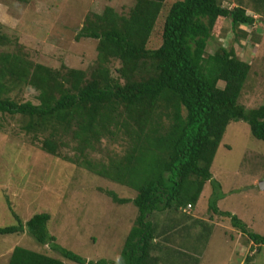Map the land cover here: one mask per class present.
<instances>
[{
    "label": "trees",
    "instance_id": "16d2710c",
    "mask_svg": "<svg viewBox=\"0 0 264 264\" xmlns=\"http://www.w3.org/2000/svg\"><path fill=\"white\" fill-rule=\"evenodd\" d=\"M167 1L135 0L126 14L106 7L87 16L75 35L76 41L96 42L95 59L86 68L62 64L54 69L21 49L0 52V115L24 119L22 129L45 154L136 191L138 214L111 264H199L203 249H196V241L207 242L214 227L184 213L211 181L210 168L227 126L243 121L264 143V104L247 109L239 103L251 64L236 50L256 36L247 27L263 26L264 0H234L232 8H225L222 0H176L168 7ZM224 19L234 42L209 54L208 41L220 32ZM8 43L0 35V47ZM22 86L37 93L36 104L10 98ZM103 140L122 154L109 149L105 163H95L89 155ZM62 149L73 151L74 159L63 156ZM217 200L209 203L211 213L230 219L253 245L264 246V236L219 211ZM12 214L17 224L0 228V235L27 233L64 259L92 264L54 244L48 214H35L24 223ZM164 214L159 224L156 218ZM252 260L247 255L243 264ZM7 264L63 263L16 246Z\"/></svg>",
    "mask_w": 264,
    "mask_h": 264
},
{
    "label": "rangeland",
    "instance_id": "374dc122",
    "mask_svg": "<svg viewBox=\"0 0 264 264\" xmlns=\"http://www.w3.org/2000/svg\"><path fill=\"white\" fill-rule=\"evenodd\" d=\"M175 1L168 0L166 6ZM134 3L135 0H25L23 3L0 0V35L9 39L0 52L21 49L35 62L54 69L62 64L86 68L95 59L96 42L75 40L85 18L101 14L106 7L126 14ZM222 4L232 8L234 0H222ZM247 12L254 16L253 11ZM263 26L255 24L254 30L247 27L250 32L255 31L256 36L251 39L254 42L248 37L245 45L236 49L251 64L239 98V103L247 109L264 104ZM234 39L229 20L224 19L220 32L208 41L206 52L212 54L218 46H232ZM36 94L22 86L9 96L20 103L36 104ZM23 123L20 116L0 115V228L17 224L12 211L23 223L35 214L45 213L50 217L47 231L54 237L56 246L87 263L116 261L138 214L133 204L136 191L45 154L38 148L39 142L31 141V135L24 132ZM109 149L122 154L121 148L109 146V141L103 140L101 148L91 153L89 159L105 163ZM62 155L75 157L70 149H62ZM210 173L211 181L205 183L198 202L189 213H184L214 227L207 242L196 241V249L198 245L203 249L199 264H243L247 255L253 256L252 264H264V246L253 245L231 225L230 219L209 210L210 201L217 197L219 211L236 216L251 232L264 236V189L259 185L264 181V143L250 134L247 123L233 121L227 126ZM215 185L219 187L214 189ZM165 216L156 218L159 224L164 223ZM16 246L46 254L63 264H76L51 247L37 243L27 233L0 235V264H7Z\"/></svg>",
    "mask_w": 264,
    "mask_h": 264
},
{
    "label": "water",
    "instance_id": "95a60500",
    "mask_svg": "<svg viewBox=\"0 0 264 264\" xmlns=\"http://www.w3.org/2000/svg\"><path fill=\"white\" fill-rule=\"evenodd\" d=\"M259 185L264 189V181L260 182Z\"/></svg>",
    "mask_w": 264,
    "mask_h": 264
}]
</instances>
